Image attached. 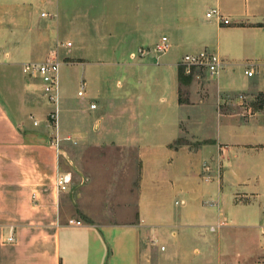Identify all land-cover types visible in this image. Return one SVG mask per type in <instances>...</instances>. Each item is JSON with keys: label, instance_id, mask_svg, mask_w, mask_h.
Here are the masks:
<instances>
[{"label": "crops", "instance_id": "obj_1", "mask_svg": "<svg viewBox=\"0 0 264 264\" xmlns=\"http://www.w3.org/2000/svg\"><path fill=\"white\" fill-rule=\"evenodd\" d=\"M117 3L121 32L83 14L80 19L91 25L74 24L81 54L69 56L61 52L70 40L60 38L58 0H0V264H175L180 255L189 264H226L220 255L227 232L254 239L244 243L237 264H264V119L257 113L244 119L218 106L223 95L264 93V66L250 77L244 73L245 64H264V0ZM211 7L229 23L206 17ZM162 29L172 31L176 48H208L226 66L212 77L193 76L194 86L181 98L178 62L187 52H154ZM140 47L151 52L139 56ZM49 55L60 63L53 103L42 95L39 79L22 70L23 63L37 61L32 57ZM61 65L94 82L95 93L80 107L59 94ZM233 66L245 81L230 79ZM14 68L21 74L15 78ZM117 76L124 80L114 88L110 81ZM81 86L83 97L84 79ZM51 121H77L81 141L88 142L90 126L94 144L134 147L95 152L97 158L125 159L112 167L99 162L114 167V190L129 185L134 171L127 195L107 197L105 204L95 187L83 189L89 165L82 155L70 154L73 166L67 163L60 153L68 134ZM67 171L71 182L59 190L57 177ZM172 202L182 209L173 213ZM10 234L15 241L5 242ZM167 237L165 247L160 241Z\"/></svg>", "mask_w": 264, "mask_h": 264}, {"label": "rangeland", "instance_id": "obj_2", "mask_svg": "<svg viewBox=\"0 0 264 264\" xmlns=\"http://www.w3.org/2000/svg\"><path fill=\"white\" fill-rule=\"evenodd\" d=\"M118 0H58V15L60 18V21H62V24L60 25V38L64 42H66V38L70 40L72 43V46L70 47H63L61 48L62 55H69L74 56L77 54H81L80 50L78 49V37L75 34V31L73 30L74 24L76 25L81 21L84 20L86 23L91 25V20L86 21L85 19H80L83 14L87 15L88 18L91 16L98 17L100 19V22L98 23L101 27L102 23L104 27H113L117 32H121L120 29H122L120 26L123 24L121 20L116 21L115 18L118 15L122 14L123 8L122 4L117 3ZM46 10V9H44ZM64 10V11H63ZM37 13L34 17V19H39V12L41 11L40 8L36 9ZM120 11V12H119ZM73 20V24L70 23ZM70 23V24H69ZM120 27V28H119ZM118 28V29H117ZM66 29V31H63ZM90 35L92 33L90 32ZM161 35H166L172 43V47L167 52V54H171L172 52L175 53V55L178 57L183 52H188L191 50H183L182 48H176L173 44V36L172 31L168 29H162L158 30L155 36L159 38ZM139 40V39H138ZM137 44L140 45L139 41H136ZM65 44V43H64ZM136 44V45H137ZM136 47V46H135ZM40 56H34L32 57V60L39 61ZM15 77H18L20 74V71L16 68H14ZM193 76H190V80L185 83L181 84V98H186V91L187 87H193ZM84 79L86 81V86L84 88L85 95L83 97L77 95V90L80 88L81 80ZM119 79L121 82H123L124 78L122 76H117L116 78L111 79V86L114 88H119L120 86H116V80ZM230 79H233L234 81H245L244 73L243 71L239 70L238 66H233L230 70ZM40 84V83H39ZM58 87H59V94L62 97H65L66 99H69V101L72 104L77 105L78 107L82 106L80 103L83 101V98H87L88 96L93 95L95 92L94 89V82L89 77V75H85L82 77L80 72L76 73H66L63 72V66H60V71L58 75ZM41 89V85H40ZM1 95V94H0ZM264 95V94H263ZM259 95L258 93H255L253 95H248L247 98L243 100L242 103H239V101H235L234 97L231 98H225V95L221 96L223 100L221 102H218V106L221 111H227L224 109V107L232 109L235 112H240L241 116L244 119H248L250 117V114L257 113L264 119V96ZM221 98V99H222ZM230 99V100H229ZM48 103V102H47ZM8 110L11 114H14V110L10 105H7ZM186 112L188 114L192 113L191 108H185ZM184 121H191L184 120ZM65 131L68 135L64 137L63 144H61L62 152L60 153L61 156L67 161V163L70 166H73L71 163V159L69 158V155H82L81 158L84 160L85 164L89 165L90 173L92 174L91 177L88 179L87 184L84 185L83 189H90L92 187L96 188L95 195L98 199H103L106 204L107 197H110L109 200H112L111 196H115L117 199H114L115 201L118 200L120 197H124L127 195V192L129 191L128 188H130L132 184L131 180L134 178V171L131 169L129 171V178L132 179L129 181L128 184L124 185H118L117 188L114 190L113 187L117 185L116 178L112 176L113 174V168L110 169H104L102 165H99V162L103 161V165L106 167L108 166V162H112V166H115L116 161H122L125 159L120 158H97V155L95 156V152H104V151H111V150H120V149H130L134 150V147L130 146H123L120 144H116L114 142H101V143H92L91 140V127H88V142L79 140L78 133L81 132L79 127H77L76 122L77 121H51L52 124L58 125ZM90 123V122H89ZM185 128V123L184 127ZM78 139V140H77ZM184 141V137H181L180 142ZM65 150V151H64ZM66 152L68 154H66ZM117 166H119L117 164ZM69 172V171H67ZM63 172V173H67ZM72 177V176H71ZM111 179V182L109 181ZM114 180V181H113ZM71 182V181H70ZM91 185V187H90ZM112 187V188H111ZM91 192V190H89ZM132 195H135L134 187L131 188ZM178 202L181 200V196L175 197ZM113 201V200H112ZM172 212H177L182 209L181 204H174L172 202ZM89 208H91V204L89 203ZM249 242L250 244L253 242L254 239L250 237H246L244 235H241L239 233H231L227 232L225 235H223L222 238V253L220 255V258L223 261L226 262V264H237L238 259H240L243 256V249L245 248L244 243ZM161 243L164 244L165 247H168L169 244H171L170 238H163ZM159 242V243H160ZM185 244H188V242L184 241ZM195 244V243H193ZM198 246V245H197ZM183 254V253H182ZM184 255V254H183ZM177 256L174 255V257ZM179 256V255H178ZM179 261H175V264H189V262H185V256L180 255ZM169 260H172L169 258ZM215 260V259H214ZM193 264H215L212 262H198Z\"/></svg>", "mask_w": 264, "mask_h": 264}, {"label": "built area", "instance_id": "obj_3", "mask_svg": "<svg viewBox=\"0 0 264 264\" xmlns=\"http://www.w3.org/2000/svg\"><path fill=\"white\" fill-rule=\"evenodd\" d=\"M205 16L208 18L216 17L221 23L228 24L229 20L227 17L221 14L219 9L217 7H211L208 9L205 13ZM67 47L71 46V42L67 41L66 43ZM171 47V43L166 35H161L156 43L154 44V52L156 53H165L167 52ZM151 52L149 48L140 47L137 50V54L139 56H142L146 53ZM59 61L57 60L56 55H49L42 61H27L23 63L22 70L24 73H26L28 76L38 78L39 83L41 85V91L42 95L45 97L46 101L49 103H53L57 99V73L59 70ZM227 62L225 59H223L218 53L208 49L204 48L201 51L198 52H187L182 54L180 57V60L178 62V65L183 70L184 75L187 76H194L199 78L201 75H209V76H215L217 75L221 69H223L226 66ZM260 63H253V64H245L244 73L247 76H252L254 74L255 68ZM83 94V87L81 86L80 89L77 91L78 96H82ZM234 97L235 101H239V103H242L245 98H247V95L244 93H236V95L231 96L227 95L225 98H231ZM230 100V99H229ZM94 103L90 105V107H94ZM71 181V174L70 172L62 173L57 177L56 185L59 190H65L67 188V185ZM31 197L33 201L36 202L37 197L35 192L31 194ZM69 223H75L80 224V221L76 220H69ZM15 241V238L12 234L8 235L5 239V242H13ZM161 249H164V246L160 247Z\"/></svg>", "mask_w": 264, "mask_h": 264}, {"label": "trees", "instance_id": "obj_4", "mask_svg": "<svg viewBox=\"0 0 264 264\" xmlns=\"http://www.w3.org/2000/svg\"><path fill=\"white\" fill-rule=\"evenodd\" d=\"M178 80H179L180 83H185V82H188L190 80V76L184 75L183 70L181 68H179V70H178ZM263 94L261 93L259 95H263Z\"/></svg>", "mask_w": 264, "mask_h": 264}]
</instances>
